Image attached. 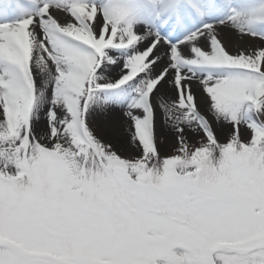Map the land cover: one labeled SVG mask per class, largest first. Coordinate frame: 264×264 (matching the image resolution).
I'll return each instance as SVG.
<instances>
[{"label": "snow or ice", "instance_id": "snow-or-ice-1", "mask_svg": "<svg viewBox=\"0 0 264 264\" xmlns=\"http://www.w3.org/2000/svg\"><path fill=\"white\" fill-rule=\"evenodd\" d=\"M0 264H264V0H0Z\"/></svg>", "mask_w": 264, "mask_h": 264}, {"label": "rangeland", "instance_id": "rangeland-1", "mask_svg": "<svg viewBox=\"0 0 264 264\" xmlns=\"http://www.w3.org/2000/svg\"><path fill=\"white\" fill-rule=\"evenodd\" d=\"M177 251H182V249H179V248H178Z\"/></svg>", "mask_w": 264, "mask_h": 264}]
</instances>
